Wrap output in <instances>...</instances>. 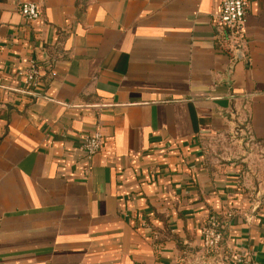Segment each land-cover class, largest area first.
Here are the masks:
<instances>
[{
	"label": "crops",
	"instance_id": "1",
	"mask_svg": "<svg viewBox=\"0 0 264 264\" xmlns=\"http://www.w3.org/2000/svg\"><path fill=\"white\" fill-rule=\"evenodd\" d=\"M20 1L0 0V264H264V0L237 59L217 0H30L35 23Z\"/></svg>",
	"mask_w": 264,
	"mask_h": 264
},
{
	"label": "built area",
	"instance_id": "2",
	"mask_svg": "<svg viewBox=\"0 0 264 264\" xmlns=\"http://www.w3.org/2000/svg\"><path fill=\"white\" fill-rule=\"evenodd\" d=\"M219 11L212 21L217 40L227 50L232 59L248 57L247 41V16L248 0H217ZM21 15L30 23L39 21L42 11L38 3L23 0L19 3ZM17 77L21 79L25 90L35 93L42 83L44 73L41 65L35 59L28 61L26 67L17 72ZM248 135H251L248 133ZM79 149L84 153L86 159L91 160L94 156L102 152L104 148V137L100 131H95L83 137L79 143ZM230 214H232L230 212ZM143 227H147L144 223ZM201 238L205 251V258L211 255H218L224 240V233L220 222L215 216L206 219L201 227Z\"/></svg>",
	"mask_w": 264,
	"mask_h": 264
},
{
	"label": "rangeland",
	"instance_id": "3",
	"mask_svg": "<svg viewBox=\"0 0 264 264\" xmlns=\"http://www.w3.org/2000/svg\"><path fill=\"white\" fill-rule=\"evenodd\" d=\"M236 140H237V137L234 139V141H236ZM240 140L244 143V145L247 144V142H248L246 136H244L243 139L240 138ZM232 142H233V141H232ZM235 143H236V142H235ZM232 144H233V143H232ZM247 145H248V144H247Z\"/></svg>",
	"mask_w": 264,
	"mask_h": 264
}]
</instances>
